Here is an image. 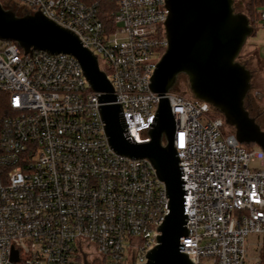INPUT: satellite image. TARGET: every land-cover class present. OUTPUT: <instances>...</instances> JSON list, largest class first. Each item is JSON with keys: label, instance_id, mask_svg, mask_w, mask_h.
<instances>
[{"label": "built area", "instance_id": "built-area-1", "mask_svg": "<svg viewBox=\"0 0 264 264\" xmlns=\"http://www.w3.org/2000/svg\"><path fill=\"white\" fill-rule=\"evenodd\" d=\"M115 30L78 0H0L74 32L113 86L130 136L147 135L159 104L151 77L168 46L165 0H116ZM264 28V6L257 10ZM0 264H145L169 214L147 160L111 148L98 95L71 55H25L0 40ZM176 122L194 264H264V151H246L205 102L167 95ZM202 119H206L203 122ZM259 235L257 251L248 242ZM83 253V254H82ZM16 259V260H15Z\"/></svg>", "mask_w": 264, "mask_h": 264}, {"label": "water", "instance_id": "water-1", "mask_svg": "<svg viewBox=\"0 0 264 264\" xmlns=\"http://www.w3.org/2000/svg\"><path fill=\"white\" fill-rule=\"evenodd\" d=\"M168 14L165 31L168 46L151 77L150 90L159 104L149 125L150 141L137 143L117 95L96 55L83 46L72 31L42 14L0 3V40L16 43L25 55L34 52L71 55L81 65L92 90L113 151L126 158L147 160L164 184L169 214L158 228L157 245L145 264H194L181 245L188 236L184 179L174 146L176 122L167 95L181 75L187 77L192 97L211 105L235 130L240 145L256 144L264 151V130L246 107L252 89V73L238 59L254 27L245 13L236 12L235 0H165ZM83 254V253H82ZM84 255V264H89ZM16 260V259H15Z\"/></svg>", "mask_w": 264, "mask_h": 264}, {"label": "trees", "instance_id": "trees-1", "mask_svg": "<svg viewBox=\"0 0 264 264\" xmlns=\"http://www.w3.org/2000/svg\"><path fill=\"white\" fill-rule=\"evenodd\" d=\"M78 1L81 2L82 4L92 7L95 10L97 16L100 18L101 22L103 23L106 32H113L115 30L114 21L118 12L116 0H78ZM263 6H264V0H249V2L245 4V12L243 11V13H245L248 16L254 29H256L259 24V15L257 13V10ZM242 53L238 59L239 61H242L243 57L246 58L248 56V55L244 56V53L243 54ZM178 82L179 83L181 82L180 84H182V87H180L178 83L174 87L172 93L180 97H183V95L185 94H189L187 77L181 75L178 78ZM257 96L261 101L264 100L263 96H261L259 93L257 94ZM9 114H10L9 96L6 93L0 92V134H1V121ZM219 117H221V115H219L217 112H214L213 114L209 115V118L211 119H217ZM257 122L264 130V120L263 121L262 119L261 121L257 120ZM1 154H2V150L0 147V155Z\"/></svg>", "mask_w": 264, "mask_h": 264}, {"label": "rangeland", "instance_id": "rangeland-1", "mask_svg": "<svg viewBox=\"0 0 264 264\" xmlns=\"http://www.w3.org/2000/svg\"><path fill=\"white\" fill-rule=\"evenodd\" d=\"M241 1H243L245 4L249 2V0H241ZM239 9H240V6H239ZM236 12H241V11L236 10ZM244 12H245V10H244ZM241 13H243V12H241ZM254 30H255V32H254L255 34L248 39V41L244 47V50H243L244 56H246V55H248V56L246 58L243 57L242 58L243 60L241 62L250 60L251 70L257 71L256 77H255L256 81H258L257 86H255L253 89H251L249 94L251 97L254 98L255 101L258 102V104L260 106V107L258 106L259 109H262V111H263L264 110V100L261 101L257 96V94L259 93L264 98V28L261 26L260 21H259L257 28ZM3 44H4V42L0 41V47ZM178 83L179 82L177 81V84ZM180 83H179V85H180V87H182V84H180ZM178 94H181V93H178ZM183 97H185L186 99H192L193 98L190 91H189V94H185V95H183ZM254 110H256V109H254ZM205 120L206 119H202L203 122H206ZM241 148L246 150V151H252V150L254 151L255 149H258L259 146L256 144H252V145L243 144V145H241ZM247 240L249 243L255 245V247L253 246V249L256 251L258 249L257 252L259 254V250L261 248V247L258 248V245L260 243L259 235H250L247 238Z\"/></svg>", "mask_w": 264, "mask_h": 264}, {"label": "flooded vegetation", "instance_id": "flooded-vegetation-1", "mask_svg": "<svg viewBox=\"0 0 264 264\" xmlns=\"http://www.w3.org/2000/svg\"><path fill=\"white\" fill-rule=\"evenodd\" d=\"M239 6H240V9H239ZM235 8L236 10L238 11H241L243 12L245 10V3L241 0H235ZM19 14H22L23 12L22 11H18ZM241 62V61H240ZM246 65V67L251 71L252 73V89L257 86V82L255 77H256V73L257 71H254V70H251L250 68V60L249 61H244L242 62ZM259 104L257 101L254 100L253 97L250 96V94L248 95L247 99H246V107L248 109V111L250 112V114L256 118V120H260L262 119V121L264 120V110L262 111V109H259ZM256 109V110H254Z\"/></svg>", "mask_w": 264, "mask_h": 264}]
</instances>
